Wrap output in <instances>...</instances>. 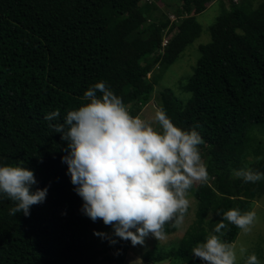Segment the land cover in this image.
Returning <instances> with one entry per match:
<instances>
[{
    "label": "trees",
    "instance_id": "obj_1",
    "mask_svg": "<svg viewBox=\"0 0 264 264\" xmlns=\"http://www.w3.org/2000/svg\"><path fill=\"white\" fill-rule=\"evenodd\" d=\"M148 1L0 0V165L26 167L37 181L33 190L48 188L28 216L11 214L14 202L0 197V264H96L100 257L123 264L130 241L109 247L93 236L99 221L81 213L61 161L65 142L49 127L85 104L84 92L97 81L131 115L153 102L176 126L202 137L208 179L188 191L197 202L194 219L178 242L155 245L146 264H201L190 250L222 220L217 212L251 211L264 196V179L233 175L264 172L258 137L264 134V0H228V9L225 0H176L178 21L171 24L154 19L158 0ZM214 3L220 15L208 28L210 41L198 47L191 75L180 81L188 95L157 89L160 75L201 35L196 16ZM54 110L60 116L46 121ZM224 224L218 235L232 244L240 229ZM177 229L164 225L165 233Z\"/></svg>",
    "mask_w": 264,
    "mask_h": 264
},
{
    "label": "clouds",
    "instance_id": "obj_2",
    "mask_svg": "<svg viewBox=\"0 0 264 264\" xmlns=\"http://www.w3.org/2000/svg\"><path fill=\"white\" fill-rule=\"evenodd\" d=\"M83 99L85 104L49 127L65 142L66 154L61 161L67 165L73 190L82 200L81 213L93 222L100 219L111 226V233L93 234L111 245L119 240L142 245L149 235L165 240L166 223L176 228L184 224L189 189L208 179L199 150L202 137L195 128L176 126L162 107L155 110L157 127L139 115H131L122 98L104 81L92 84ZM59 116V110H54L44 119L51 122ZM233 175L245 182L264 179V172L251 169H236ZM36 184L32 170L0 165V197L14 202L11 214L23 212L28 216L32 205L45 201L48 188L33 190ZM217 214L222 220L190 253L201 264H237L235 246L218 234L225 220L243 233L250 232L256 212L232 208ZM245 251L239 249L241 255ZM245 264L260 261L253 252L247 255Z\"/></svg>",
    "mask_w": 264,
    "mask_h": 264
},
{
    "label": "rangeland",
    "instance_id": "obj_3",
    "mask_svg": "<svg viewBox=\"0 0 264 264\" xmlns=\"http://www.w3.org/2000/svg\"><path fill=\"white\" fill-rule=\"evenodd\" d=\"M151 1L152 0H149L148 2ZM237 1L238 0H233V2L235 3ZM259 1L261 0H257V2ZM229 2L230 1L225 0L224 5L226 9H228ZM177 5H181V2L179 4L176 0H158L156 2L158 10L154 12V19H163V21L168 19L169 24H171L172 22L176 23L178 20L176 16L175 6ZM219 7L220 6L217 3H214L213 6H208L204 12L196 16V20L202 28L201 35L186 48L179 60H177L173 65L169 66L167 70L160 75L158 85L156 86L157 89L168 87L169 89H172L174 94L181 99L185 98V96L188 95L179 88L180 81L185 77L187 78L189 75H191L192 69L196 64V59L199 57L198 47L200 45L207 44L210 41V33L208 31V28L214 23L216 17L220 15ZM167 36L168 35L163 37L164 43L167 39ZM149 76L150 74L148 75V77ZM127 109L129 108L127 107ZM156 109V105H154L153 102H150L141 109L139 116L146 122L152 124L153 127H157V124L154 120ZM135 116H137V114ZM258 137L261 138L264 144V134L260 133ZM249 159H252V157H249ZM188 198L190 201V205L188 212L185 215L184 224L176 231L166 233L167 238L165 240H156L151 235H149L145 237L144 243L142 245L138 244L136 246H132L130 244L127 247L123 264H135V262L136 264H146V262L144 261V257L148 256V253L153 250L155 245L158 246V249H167L168 246L172 243L178 242L186 228L194 219L197 207V202L191 193H188ZM251 211H255L257 217L251 231L248 233H243L240 230L237 238L232 243L237 250V264H245L247 255L253 252L257 255L260 264H264V196L253 200ZM211 218L212 216H209L208 220H210ZM97 221H99V229L97 232L111 233L112 229L110 225H104L102 220L100 219H98ZM93 236L96 238V240L104 242L106 246H113L107 240H102L100 237L95 236L94 234ZM241 247L246 249L243 255H241L239 252V249ZM107 253L111 254L112 252L108 250ZM138 259L140 261H137ZM96 264L109 263L102 261L100 257V261ZM157 264H167V262Z\"/></svg>",
    "mask_w": 264,
    "mask_h": 264
}]
</instances>
